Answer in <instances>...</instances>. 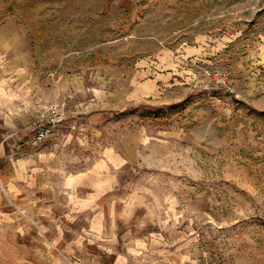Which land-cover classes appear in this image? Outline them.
<instances>
[{"label":"rangeland","instance_id":"obj_1","mask_svg":"<svg viewBox=\"0 0 264 264\" xmlns=\"http://www.w3.org/2000/svg\"><path fill=\"white\" fill-rule=\"evenodd\" d=\"M31 6L0 20V54L31 66L38 121L62 111L87 141L125 140L171 203L167 245L136 264H264V0ZM0 264L75 263L0 225Z\"/></svg>","mask_w":264,"mask_h":264},{"label":"crops","instance_id":"obj_2","mask_svg":"<svg viewBox=\"0 0 264 264\" xmlns=\"http://www.w3.org/2000/svg\"><path fill=\"white\" fill-rule=\"evenodd\" d=\"M7 41L18 52L22 40ZM31 50L21 49L19 62ZM1 56L0 225L75 264H136L164 248L171 203L139 173L135 148L104 145L103 133L87 141L62 125L36 144L43 93L29 64L19 74L17 62Z\"/></svg>","mask_w":264,"mask_h":264},{"label":"built area","instance_id":"obj_3","mask_svg":"<svg viewBox=\"0 0 264 264\" xmlns=\"http://www.w3.org/2000/svg\"><path fill=\"white\" fill-rule=\"evenodd\" d=\"M218 82H224L223 77L217 79ZM65 120V114L62 111H56L51 117L42 116L36 124V132L34 142L42 144L51 139L54 135L56 128Z\"/></svg>","mask_w":264,"mask_h":264},{"label":"trees","instance_id":"obj_4","mask_svg":"<svg viewBox=\"0 0 264 264\" xmlns=\"http://www.w3.org/2000/svg\"><path fill=\"white\" fill-rule=\"evenodd\" d=\"M35 4V0H0V20L8 16L22 17V20H26L27 11L29 12ZM39 20V19H38ZM34 21V25L38 22Z\"/></svg>","mask_w":264,"mask_h":264}]
</instances>
